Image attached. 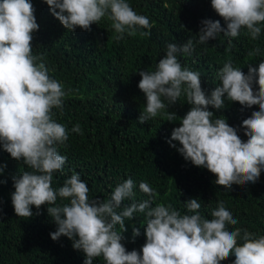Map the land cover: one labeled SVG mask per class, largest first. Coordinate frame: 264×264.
Instances as JSON below:
<instances>
[{
	"label": "clouds",
	"instance_id": "1",
	"mask_svg": "<svg viewBox=\"0 0 264 264\" xmlns=\"http://www.w3.org/2000/svg\"><path fill=\"white\" fill-rule=\"evenodd\" d=\"M44 2L69 31L77 27L90 30L93 23L106 17L118 33L117 40L123 39L125 33L135 36L138 29H148L140 35H150L148 17L137 14L126 0ZM211 7L227 23V30L218 20H202L198 43L205 44L221 33L236 37L242 28L253 40L260 35L264 0H211ZM34 12L30 0H0V145L11 158L22 160L32 170L12 178L11 203L16 216L29 219L34 215L31 206L39 210L47 205V213L57 225L56 231L50 233L51 239L66 236L72 240L73 248L85 254L84 264H93L101 256L106 264H221L230 255L235 257L233 264H264V235L241 228L229 230L228 225L238 221L222 201L208 219L199 211L201 204L196 198L184 202L185 214L171 205L153 206L156 193L144 182L139 188L152 199L122 207L123 201L134 197L131 178L118 184L110 198L103 201L89 199L87 183L75 172L63 186L52 187L53 174L62 171L67 160L57 145L68 140V130L53 118V109L62 110L67 93L59 81L48 75L43 56L32 54V34L39 30ZM192 50L191 39L181 45L170 43L155 71H137L141 77L138 88L146 101L138 122L144 124L156 117L183 93L191 107L180 118V126L173 129L170 146L186 161L214 174L215 183L226 190H231L233 184L256 183L264 169V59L258 62V68L249 65L247 74L234 68L231 61L225 63L218 71L220 85L206 94L200 73L182 67L177 58V53ZM254 52L259 54L260 49ZM225 100L247 108L259 106L242 121L246 141L225 117H217L209 110V106L225 108ZM176 116L169 111L167 121H176ZM71 131L82 134L79 124ZM173 141L181 147L177 148ZM5 168L0 165V173ZM2 183L5 181L0 180ZM58 199L68 203L57 204ZM136 212L147 218L146 242L139 251H128L122 243L128 231L125 221L133 219ZM132 234L139 236L140 229L133 226Z\"/></svg>",
	"mask_w": 264,
	"mask_h": 264
},
{
	"label": "trees",
	"instance_id": "2",
	"mask_svg": "<svg viewBox=\"0 0 264 264\" xmlns=\"http://www.w3.org/2000/svg\"><path fill=\"white\" fill-rule=\"evenodd\" d=\"M30 2L39 25L32 34V54L43 56L48 75L59 81L67 93L62 110L53 109V118L68 130V140L57 145L67 160L62 171L53 174L54 189L63 186L75 172L87 183L89 199L103 201L110 198L118 184L131 178L134 197L123 201L122 207L152 199L139 188L144 182L156 193L153 206L171 205L185 214L184 202L196 198L201 214L211 219L212 211L222 201L238 221L234 226L228 225L229 230L241 228L264 235V169L256 183L233 184L231 190L217 185L214 174L186 161L168 143L173 129L180 126V118L191 107L183 93L156 117L144 124L138 122L146 101L138 88L141 77L137 72L155 71L168 44L181 45L191 39L193 50L177 53V58L182 67L200 73L201 87L210 94L221 83L218 71L225 63L231 61L245 74L249 65L258 68V62L264 59V24L259 25L261 33L255 40L242 28L236 37L221 33L200 44L197 34L202 20H218L227 30V23L211 7V0H126L137 14L148 17L152 27L148 36L140 35L148 29H138L135 36L125 33L123 39L117 40L118 33L106 17L93 23L90 30L77 27L69 31L51 14L44 0ZM256 48L260 49L259 54H255ZM254 90H258V85H254ZM209 110L217 117H225L246 141L242 121L259 106L247 108L225 100V108L209 106ZM169 111L177 115L176 121H167ZM76 124L82 134L71 131ZM173 143L181 147L179 142ZM0 165H6L0 173V180L5 181L0 184V264H84L85 254L73 248L72 240L66 236L51 239L50 233L56 231L57 225L47 213V205L39 210L31 206L34 215L29 219L16 216L11 203L12 178L32 170L22 160L11 158L2 145ZM56 203L68 201L58 199ZM37 211L39 215L35 214ZM146 219L140 212L134 213L131 220L126 218L128 231L122 241L126 250L139 251L146 242ZM133 226L140 229L139 236L133 237ZM116 228L120 230L119 225ZM234 259L230 255L221 264H233ZM93 264L106 262L101 256Z\"/></svg>",
	"mask_w": 264,
	"mask_h": 264
}]
</instances>
